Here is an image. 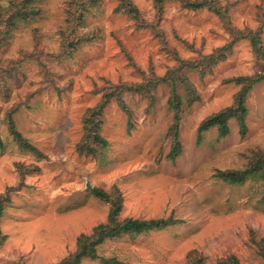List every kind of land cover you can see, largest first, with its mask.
<instances>
[{
    "label": "rangeland",
    "instance_id": "374dc122",
    "mask_svg": "<svg viewBox=\"0 0 264 264\" xmlns=\"http://www.w3.org/2000/svg\"><path fill=\"white\" fill-rule=\"evenodd\" d=\"M129 1L138 20L124 0H0V195L9 190L0 217V264H59L80 235L106 221L108 205L93 190L113 188L122 196L120 220L177 222L105 241L97 246L100 259L188 264L194 252L203 264L231 257L260 264L253 239H264V180L230 184L215 174L244 170L250 152L264 149V80L247 96L244 132L235 118L223 137L217 127L198 128L232 105L240 89L233 79L259 74L250 40L230 30L259 33L264 47V0H209L215 10L187 9L181 0ZM12 3H20V16L10 25ZM226 47V59L204 75L183 69L196 100L187 105L179 89L175 158L167 157L174 122L167 83L152 91V105L131 92L121 95L126 110L111 99L101 116L106 148L96 156L78 151L82 117L110 86L165 77L177 58L197 62ZM11 112L35 151L20 149L9 133ZM100 259L80 264H103Z\"/></svg>",
    "mask_w": 264,
    "mask_h": 264
},
{
    "label": "trees",
    "instance_id": "16d2710c",
    "mask_svg": "<svg viewBox=\"0 0 264 264\" xmlns=\"http://www.w3.org/2000/svg\"><path fill=\"white\" fill-rule=\"evenodd\" d=\"M184 7L191 10H197L201 8H209L215 10L213 3L208 0L206 1H194L190 2L187 0H181ZM25 3V2H23ZM21 3V5L23 4ZM20 4V3H19ZM19 4L12 3L13 14L10 17V25L13 23L15 18L19 19L20 13H17L16 7ZM16 5V6H15ZM125 10L135 15V19L138 20L139 11L129 1L124 0ZM157 10L160 16L162 8L160 3H157ZM1 12V11H0ZM24 20L29 17V13H24ZM1 16V14H0ZM230 32L235 38L249 39L252 46V51L256 60L260 66V71L252 76H243L233 79L232 81L240 85L239 91L235 94L234 100L231 106H228L219 112L209 116L200 124L198 132L201 133L209 128L217 127L219 136H226L228 132L227 121L235 118L238 120L241 131L244 132L246 127L244 124V116L246 113V107L244 106L247 96L254 84L260 80H264V47L261 44L259 33H253L247 31L246 33L238 30L231 29ZM230 48H219L215 52L205 56L203 59L197 62L183 61L177 58L178 65L170 69L165 77H147L141 84L127 85L121 84L116 86H110L107 92H103L98 104L91 109H88L82 117L84 134L81 142L78 143L77 149L80 153L96 156L97 153L106 148L107 141L100 135V129L102 125L101 116L103 111L111 99H115L121 109H124V103L121 99V95L125 92H131L142 97H146L150 104L154 100L152 91L161 83H167L170 88V97L168 99V106L171 111L174 112V122L170 127V135L173 140V145L168 158H175L181 150L178 142V129L181 121V111L183 101L179 95V89L183 88L186 92L185 98L187 105H190L196 100L194 90L188 83L186 77L183 75V69L187 68L188 71L196 70L201 76L211 70L212 67L226 59L229 54ZM6 124L9 133L13 136L18 147L22 150L35 151L32 147L16 130L13 119V113H9L6 116ZM3 149V143L0 138V150ZM251 155L248 157V163L244 170L240 171H217L215 176L230 184H242L246 180L251 179L252 181L264 180V149H257L250 152ZM94 196L108 205V214L104 223L96 225L89 235H80L76 240L75 251L62 259L59 264H80L83 259L96 260L100 259L97 255V246L103 244L105 241L117 239L123 236L134 237L140 234L149 233L151 231H158L166 228L169 225L175 224L177 221L171 218L168 219H156V220H138V219H119V214L122 208V196L117 188H113L111 192H105L102 189H94ZM9 201V190L5 191L0 195V217L4 209V205ZM264 202V197L262 201ZM5 237L0 232V245L4 242ZM254 240L257 247V253L260 257V264H264V239ZM103 264H119L114 262L115 260L100 259ZM188 264H203V259L198 253L191 252L187 255ZM220 264H237L235 258H228L222 261Z\"/></svg>",
    "mask_w": 264,
    "mask_h": 264
},
{
    "label": "water",
    "instance_id": "95a60500",
    "mask_svg": "<svg viewBox=\"0 0 264 264\" xmlns=\"http://www.w3.org/2000/svg\"><path fill=\"white\" fill-rule=\"evenodd\" d=\"M86 188H87V189H89V188H90L89 184L86 186Z\"/></svg>",
    "mask_w": 264,
    "mask_h": 264
}]
</instances>
